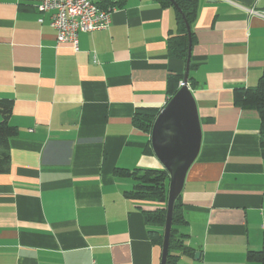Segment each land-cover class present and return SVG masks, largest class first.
<instances>
[{"label": "crops", "instance_id": "obj_1", "mask_svg": "<svg viewBox=\"0 0 264 264\" xmlns=\"http://www.w3.org/2000/svg\"><path fill=\"white\" fill-rule=\"evenodd\" d=\"M39 0H0V98L13 101L8 170L0 173V264H160L142 209L125 197L132 178L114 166L156 167L139 107H160L165 81L186 61L167 54L177 35L172 7L157 0L114 6L107 28L78 34V50L56 42ZM243 7L264 0H198L188 76L201 145L180 193L184 243L199 252L176 264H260L264 157L254 109L233 102L264 66V20Z\"/></svg>", "mask_w": 264, "mask_h": 264}, {"label": "trees", "instance_id": "obj_2", "mask_svg": "<svg viewBox=\"0 0 264 264\" xmlns=\"http://www.w3.org/2000/svg\"><path fill=\"white\" fill-rule=\"evenodd\" d=\"M161 7H172L175 14L176 33L169 35L167 39V54L170 57L186 61L188 55V35L186 24L189 26L191 44L195 41L192 23L197 14L198 0H157ZM101 8H113L122 6L125 0H93ZM174 2L176 5H173ZM190 62V61H189ZM192 65L189 63V68ZM182 71L169 72L165 81L166 101L176 92L179 82L183 79ZM196 80L188 76L187 84L189 88L195 84ZM233 102L248 109H254L259 114L260 120V151L264 157V66L255 86H236L232 92ZM13 101L10 98H0V173L8 170L7 139L17 134L16 127L9 124L8 118L11 113ZM163 104V105H164ZM139 107L132 115V123L138 129L150 135L153 121L163 107ZM146 154H153L150 139H148L144 150ZM113 176L132 178L134 183L130 189L124 191L127 198L143 201H158L159 206L142 209L144 220L147 224L158 225L159 228L149 230V237L153 244L162 245L163 227L166 217V198L168 189V172L164 168L156 167H123L114 166ZM186 224V219L182 213L180 194L173 204L171 216V229L168 244L166 264H176L180 254L194 255L195 250L187 246L183 241L185 234L181 232L179 226ZM246 260L264 264V243L259 249H248Z\"/></svg>", "mask_w": 264, "mask_h": 264}, {"label": "water", "instance_id": "obj_3", "mask_svg": "<svg viewBox=\"0 0 264 264\" xmlns=\"http://www.w3.org/2000/svg\"><path fill=\"white\" fill-rule=\"evenodd\" d=\"M186 28L189 45L182 85L156 115L149 135L153 154L169 177L160 264H166L174 201L181 193L186 173L197 157L201 145L197 105L187 84L191 38L187 24ZM198 255L199 252H195V258Z\"/></svg>", "mask_w": 264, "mask_h": 264}, {"label": "built area", "instance_id": "obj_4", "mask_svg": "<svg viewBox=\"0 0 264 264\" xmlns=\"http://www.w3.org/2000/svg\"><path fill=\"white\" fill-rule=\"evenodd\" d=\"M36 9L39 13V23L44 22L42 15L48 14V25L55 30L56 42H67L75 51L78 50V34L107 28L112 12V8H101L93 0H39ZM243 9L248 14L264 20V9Z\"/></svg>", "mask_w": 264, "mask_h": 264}, {"label": "rangeland", "instance_id": "obj_5", "mask_svg": "<svg viewBox=\"0 0 264 264\" xmlns=\"http://www.w3.org/2000/svg\"><path fill=\"white\" fill-rule=\"evenodd\" d=\"M160 168H163V166L161 165V167H160ZM168 181H169V180H168ZM168 181H167V182H168Z\"/></svg>", "mask_w": 264, "mask_h": 264}]
</instances>
